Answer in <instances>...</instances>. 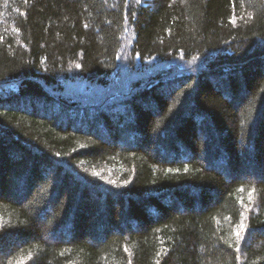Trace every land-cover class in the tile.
<instances>
[{
  "label": "trees",
  "instance_id": "obj_1",
  "mask_svg": "<svg viewBox=\"0 0 264 264\" xmlns=\"http://www.w3.org/2000/svg\"><path fill=\"white\" fill-rule=\"evenodd\" d=\"M0 264H264V0H0Z\"/></svg>",
  "mask_w": 264,
  "mask_h": 264
},
{
  "label": "snow or ice",
  "instance_id": "obj_2",
  "mask_svg": "<svg viewBox=\"0 0 264 264\" xmlns=\"http://www.w3.org/2000/svg\"><path fill=\"white\" fill-rule=\"evenodd\" d=\"M239 191L243 192V188L239 189ZM255 195V190L253 189L252 191L249 192V197L251 198L252 196ZM241 204L243 205V200L241 199ZM241 215V221L240 223L237 225L238 231H236L235 235L237 237V241L243 239V237L241 236V231H245L247 230V225L245 223V220L247 219V217L244 216L243 213L240 214ZM127 251V249H125ZM237 251H239V247L237 246Z\"/></svg>",
  "mask_w": 264,
  "mask_h": 264
},
{
  "label": "rangeland",
  "instance_id": "obj_3",
  "mask_svg": "<svg viewBox=\"0 0 264 264\" xmlns=\"http://www.w3.org/2000/svg\"><path fill=\"white\" fill-rule=\"evenodd\" d=\"M48 102H49V100H48ZM51 102H52V101H51ZM54 105H56V104H54ZM56 106H57V105H56ZM66 109H68V108H66ZM59 110L63 111V110H64V107L61 108V107L59 106Z\"/></svg>",
  "mask_w": 264,
  "mask_h": 264
}]
</instances>
